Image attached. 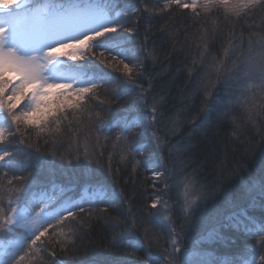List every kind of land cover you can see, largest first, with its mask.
<instances>
[{
    "label": "trees",
    "instance_id": "1",
    "mask_svg": "<svg viewBox=\"0 0 264 264\" xmlns=\"http://www.w3.org/2000/svg\"><path fill=\"white\" fill-rule=\"evenodd\" d=\"M167 2L116 0L117 10L140 9L138 14L122 21L135 29L133 33H124L136 51L137 59L133 63L141 65L134 73L135 85H129L126 92L117 93L116 85L125 78L123 73L95 61L92 74L108 73L113 80L98 85L96 94L100 100L89 102L91 115L77 113L71 125L62 123V133L57 135L55 143L44 134L38 141L34 136L26 137L25 143L19 144V134H16L12 143L0 145V150L35 152L39 147L41 153L58 151L57 156L46 157L51 161V167H45L35 177L36 183L21 192L22 199L34 200L33 211L38 210L35 200L78 199L86 189L95 191L104 185L122 197L117 207L109 209L110 217L130 221L131 210L138 221L151 227L147 218L157 209H152L150 204L156 195H160L169 202L171 224L157 226L149 238L152 240L151 251L161 264L169 259L167 253L171 251L170 227L181 232L182 249L177 258L184 264H198L205 254L213 264L225 261L228 264H251L252 261L261 264L259 256L264 255V247L258 243L259 235L250 237L244 231L232 228L228 219L243 212L257 221H264V197L260 195V187L264 185V107H261L264 99L255 87L260 81L255 76L251 80L254 108L252 104L247 108L237 105L226 116L220 117L223 104L235 86L225 79L217 80L213 62L222 61L226 65L225 72L234 70L237 53L229 49L231 55L225 56L230 41L245 53L249 48L254 54L264 48L261 39L264 36V9L257 8L248 16L225 22L223 8L213 7L208 12L198 9L200 16L196 17L190 9L175 5L165 9ZM182 2L190 3L191 0ZM206 81L215 82L214 98L210 102L205 100L203 85ZM117 95L119 102H102ZM154 102H159L157 122L148 133L132 140L133 147L141 149L136 155L140 164L134 172L131 156L121 160L122 142L117 140L119 125L150 116ZM206 105L211 109L207 113L203 111ZM248 108L259 113L254 115V123L249 119ZM97 112L100 118L95 117ZM99 128L103 131L97 132ZM152 131L160 137L161 154L166 164L178 173L168 181L170 187L163 192L156 190L164 188L161 182L153 188L149 170L156 158L153 153L157 142L152 139ZM28 144L34 147L28 148ZM186 144H191L188 151L184 150ZM85 149L100 162L89 164L83 157ZM77 154L79 160L74 158ZM61 155L65 157L63 160ZM182 166L184 172H180ZM194 169L198 173L197 179L208 186L209 198L199 203L196 213L199 220L194 227H189L178 207L180 189L175 185L184 173ZM2 172L7 173L2 176L6 188L8 179L24 174L11 169H0ZM82 206L89 210L87 204ZM80 220L84 223L79 225L80 231L73 243L63 247L56 244L47 253L41 250L40 256L33 254L23 264H145L144 248L133 252L127 245H113V234L123 225L94 218L90 221L85 216ZM65 223V232L69 227L78 226L75 222ZM212 231L219 235L209 238Z\"/></svg>",
    "mask_w": 264,
    "mask_h": 264
},
{
    "label": "snow or ice",
    "instance_id": "2",
    "mask_svg": "<svg viewBox=\"0 0 264 264\" xmlns=\"http://www.w3.org/2000/svg\"><path fill=\"white\" fill-rule=\"evenodd\" d=\"M173 5L190 9L196 17L200 16L198 9L208 12L213 7L223 8L224 20L230 22L233 18L248 16L257 8L264 9V0H191L190 3L168 0L164 8ZM139 11L136 7L117 10L116 0H0V145L11 144L16 134H19V144H24L26 137L31 139L34 136L38 141L44 134L49 135L55 143L57 135L62 133V123L71 125L77 113L88 112L91 115L89 102L100 100L96 94L98 85L113 80L108 73L92 74L95 61L123 73L125 78L116 85L117 93L126 92L129 85H135L134 73L141 65L133 63L137 59L136 51L124 35L135 32V29L127 27L122 21ZM261 39L264 40V36ZM229 49L237 53V61L233 62L234 70L225 72L223 69L226 65L222 61L213 62L216 69L213 74L217 80L225 79L235 86L230 98L223 104L220 117L226 116L237 105L246 108L249 104L253 108L256 106L255 95L250 94L254 87L251 83L253 76L260 81L255 87L264 99V48L255 54L249 48L245 53L230 41L225 56L231 55ZM68 61L83 63L73 64ZM203 87L205 100L212 101L215 82L206 81ZM102 102H119V96ZM158 103L154 102L150 116L140 120L134 118L119 125L117 140L122 142L121 160L131 156L134 172L140 164L136 155L141 149L134 148L132 140L154 127L158 120ZM210 110L209 105L203 109L205 113ZM248 113L254 123V115L259 113H253L252 108H248ZM95 117L100 118V113H95ZM100 131L103 128L97 129V132ZM151 136L157 142L153 153L156 158L149 167L152 186L155 189L157 182L163 183V189H156L163 192L170 187L168 181L178 173L166 164L161 154L160 137L155 131L151 132ZM32 147L33 144H28V148ZM190 148L191 144H186L184 150ZM57 154V150L41 153L39 147L35 148V152L0 150V169L24 173L8 179L7 188L2 179L7 173H0V264H23L33 254L40 256L41 250L47 253L56 244L63 247L73 243L78 237L79 225L84 223L80 220L81 216L88 217L90 221L94 218L123 225L120 231L113 234V245H127L133 252L144 248L145 264H161L160 259L151 251L152 240L149 238L157 226L171 224L169 202L160 195H156L150 204L152 209H157L147 218V224L151 227L138 221L131 210L130 221L110 217L109 209L117 207L122 197L104 185L95 191L86 189L78 199L35 200L38 210L33 211L34 200L22 199L21 192L36 183L35 177L45 167H51V161L46 157H55ZM83 157L89 164L100 162L87 149ZM60 158L63 160L65 157L61 155ZM74 158L79 160L80 155ZM180 172H184V166ZM197 176L195 169L191 173H184L175 185L180 189L178 207L189 227H194L199 220L196 215L199 203L209 198L208 186L199 181ZM17 184L20 187H16ZM260 195L264 197V185L260 187ZM84 204L89 206L88 211L82 206ZM228 219L232 228L240 229L250 237L259 235L258 243L264 247V221H257L243 212L233 214ZM65 222H75L78 226L69 227L65 232ZM169 232L172 237L171 251H168L169 259L164 264H184L183 260L177 258L182 249V240L179 238L181 232H177L174 227H170ZM208 235L212 238L219 233L212 231ZM52 255H55L54 251ZM259 261L264 264V255L259 256ZM198 264H213V261L205 254ZM251 264H255V261Z\"/></svg>",
    "mask_w": 264,
    "mask_h": 264
}]
</instances>
